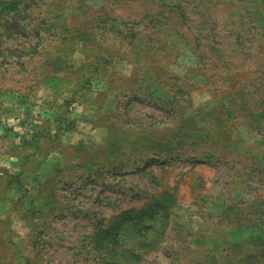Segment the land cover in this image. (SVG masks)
<instances>
[{
    "label": "rangeland",
    "instance_id": "obj_1",
    "mask_svg": "<svg viewBox=\"0 0 264 264\" xmlns=\"http://www.w3.org/2000/svg\"><path fill=\"white\" fill-rule=\"evenodd\" d=\"M0 264H264V0H0Z\"/></svg>",
    "mask_w": 264,
    "mask_h": 264
},
{
    "label": "trees",
    "instance_id": "obj_2",
    "mask_svg": "<svg viewBox=\"0 0 264 264\" xmlns=\"http://www.w3.org/2000/svg\"><path fill=\"white\" fill-rule=\"evenodd\" d=\"M23 26V25H22ZM14 33V29H11L10 27H4L2 30H1V36L4 37V40H7L8 38L11 37V35ZM29 36V34L27 35ZM23 50V52L25 53L26 52V49H28V46L25 45L21 48ZM37 51V50H36ZM26 54V53H25ZM6 55V54H5Z\"/></svg>",
    "mask_w": 264,
    "mask_h": 264
}]
</instances>
